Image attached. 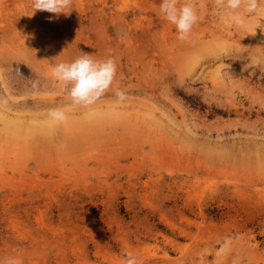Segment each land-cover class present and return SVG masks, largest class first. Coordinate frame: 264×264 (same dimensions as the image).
<instances>
[{
  "label": "rangeland",
  "instance_id": "1",
  "mask_svg": "<svg viewBox=\"0 0 264 264\" xmlns=\"http://www.w3.org/2000/svg\"><path fill=\"white\" fill-rule=\"evenodd\" d=\"M160 3L0 0V258L264 264V18L222 29L196 0L182 42ZM82 53L117 60L87 107L52 74Z\"/></svg>",
  "mask_w": 264,
  "mask_h": 264
},
{
  "label": "clouds",
  "instance_id": "2",
  "mask_svg": "<svg viewBox=\"0 0 264 264\" xmlns=\"http://www.w3.org/2000/svg\"><path fill=\"white\" fill-rule=\"evenodd\" d=\"M73 0H32L33 14L46 11L59 16L71 11ZM213 8L222 29L243 30L253 18H264V0H212ZM160 13L175 26L177 39L189 40L193 27L201 20L196 0H161ZM32 14V15H33ZM51 19V17H49ZM55 79L61 83L62 90L70 97L73 106L94 104L113 85L117 74V60L109 56L96 59L93 55L82 53L70 62H60L52 69ZM114 95L119 102L127 99L125 91L117 88ZM0 103H6L0 100ZM49 117L63 122L67 115L63 108L50 109ZM124 264H139L138 256L132 251L123 253ZM0 264H22L14 256L0 258Z\"/></svg>",
  "mask_w": 264,
  "mask_h": 264
},
{
  "label": "bare ground",
  "instance_id": "3",
  "mask_svg": "<svg viewBox=\"0 0 264 264\" xmlns=\"http://www.w3.org/2000/svg\"><path fill=\"white\" fill-rule=\"evenodd\" d=\"M94 118H96V117H94ZM100 119V118H99ZM101 120V119H100ZM50 123V122H49ZM88 123H89V121H88ZM18 124H20V123H18ZM17 124V125H18ZM51 124H53V123H51ZM58 124V123H57ZM93 124H95V122H93ZM99 124V123H98ZM21 125V124H20ZM91 125V124H90ZM96 125V124H95ZM19 126V125H18ZM18 126H16L15 128L17 129L18 128ZM22 126V125H21ZM34 127H31V126H29L28 128H34L35 129V125H33ZM39 126H41V125H39ZM56 125H55V123H54V125H47V126H42V127H39V130L42 132V133H40L41 135L44 133V132H46V131H49V130H52V129H54V127H55ZM58 126V125H57ZM9 127V126H8ZM12 127H10V129H11ZM24 127L22 126V129H23ZM12 130V129H11ZM13 133V132H12ZM35 133V132H34ZM39 134V133H38ZM45 134V133H44Z\"/></svg>",
  "mask_w": 264,
  "mask_h": 264
}]
</instances>
